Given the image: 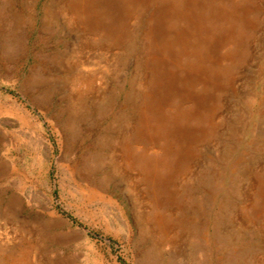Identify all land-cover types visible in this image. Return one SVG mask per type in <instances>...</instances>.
<instances>
[{
    "label": "rangeland",
    "instance_id": "obj_1",
    "mask_svg": "<svg viewBox=\"0 0 264 264\" xmlns=\"http://www.w3.org/2000/svg\"><path fill=\"white\" fill-rule=\"evenodd\" d=\"M0 264H264V0H0Z\"/></svg>",
    "mask_w": 264,
    "mask_h": 264
},
{
    "label": "bare ground",
    "instance_id": "obj_2",
    "mask_svg": "<svg viewBox=\"0 0 264 264\" xmlns=\"http://www.w3.org/2000/svg\"><path fill=\"white\" fill-rule=\"evenodd\" d=\"M150 16V15H149Z\"/></svg>",
    "mask_w": 264,
    "mask_h": 264
}]
</instances>
